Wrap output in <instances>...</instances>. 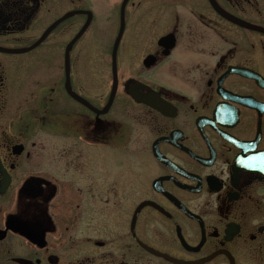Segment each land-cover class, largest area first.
<instances>
[{"label":"flooded vegetation","instance_id":"1","mask_svg":"<svg viewBox=\"0 0 264 264\" xmlns=\"http://www.w3.org/2000/svg\"><path fill=\"white\" fill-rule=\"evenodd\" d=\"M122 3L0 0V264H264V0Z\"/></svg>","mask_w":264,"mask_h":264},{"label":"rangeland","instance_id":"2","mask_svg":"<svg viewBox=\"0 0 264 264\" xmlns=\"http://www.w3.org/2000/svg\"><path fill=\"white\" fill-rule=\"evenodd\" d=\"M88 6L93 7L95 14V22L98 27H106L114 25V16L109 7V0H85Z\"/></svg>","mask_w":264,"mask_h":264},{"label":"water","instance_id":"3","mask_svg":"<svg viewBox=\"0 0 264 264\" xmlns=\"http://www.w3.org/2000/svg\"><path fill=\"white\" fill-rule=\"evenodd\" d=\"M124 2L125 0H123V3H122V6H121V10H120V23L122 25V21H123V6H124ZM77 12H85L86 15H87V20H86V23L82 26L81 30L79 31V33L85 28V26L88 24V21H89V18H90V11L88 10H85V11H82V10H75V11H70V12H67L65 13V15H63L60 19L58 20H61L63 19L64 17L68 16V15H71L72 13H77ZM57 20V21H58ZM57 21H55L51 26H49V28H47V31L48 29H50V27H52ZM44 35V34H43ZM77 36V35H76Z\"/></svg>","mask_w":264,"mask_h":264}]
</instances>
